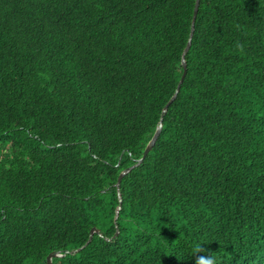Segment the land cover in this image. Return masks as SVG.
I'll list each match as a JSON object with an SVG mask.
<instances>
[{"label":"trees","instance_id":"16d2710c","mask_svg":"<svg viewBox=\"0 0 264 264\" xmlns=\"http://www.w3.org/2000/svg\"><path fill=\"white\" fill-rule=\"evenodd\" d=\"M195 4L0 0V264H264V0H200L164 112Z\"/></svg>","mask_w":264,"mask_h":264},{"label":"water","instance_id":"95a60500","mask_svg":"<svg viewBox=\"0 0 264 264\" xmlns=\"http://www.w3.org/2000/svg\"><path fill=\"white\" fill-rule=\"evenodd\" d=\"M199 5H200V0H196V4H195V9H194V14H193V20H192V28H191V33H190V38H189V41L187 43V46L183 52V55H182V65H183V68H184V72H183V75L179 81V84L177 86V89L174 93V95L171 97V99L169 100V102L167 103V105L165 106V109H164V112H166L169 108V106L176 100L177 96H178V93L180 91V88H181V85L183 84L184 82V79L186 77V74H187V60H186V54L188 53V51L190 50L191 48V44H192V39H193V36H194V32H195V23H196V18H197V15H198V11H199ZM162 123L160 124L159 128L157 129V131L155 132V134L153 135L152 139L150 140V142L148 143L146 149H145V152H144V155L141 159H139L135 165L127 168L126 170H124L120 176H119V179H118V182H117V188H118V191H120V184H121V180L122 178L125 176V174H127L128 172H130L131 170H133L135 167L139 166L143 161L144 159L147 157V155L150 153V151H152V149L154 148L159 136H160V133H161V130H162ZM119 199L120 201L122 202V196L119 194ZM99 232V230L97 228H93L90 232V237H89V240L86 244H88L92 238H93V235L95 233ZM84 247V246H83ZM83 247L79 248V249H76V250H73L71 253H77L78 251H80ZM57 256H62V254L60 253H51L48 258H47V262L48 264H53L52 262V259L54 257H57Z\"/></svg>","mask_w":264,"mask_h":264},{"label":"clouds","instance_id":"9594fccd","mask_svg":"<svg viewBox=\"0 0 264 264\" xmlns=\"http://www.w3.org/2000/svg\"><path fill=\"white\" fill-rule=\"evenodd\" d=\"M197 259H198V260H204V259H208V257H203V256H201V257H197Z\"/></svg>","mask_w":264,"mask_h":264}]
</instances>
